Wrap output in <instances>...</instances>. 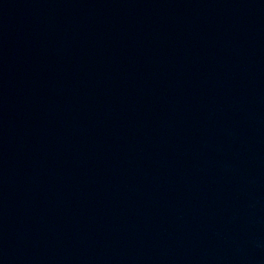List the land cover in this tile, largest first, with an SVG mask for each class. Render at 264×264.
Here are the masks:
<instances>
[{"label":"water","instance_id":"1","mask_svg":"<svg viewBox=\"0 0 264 264\" xmlns=\"http://www.w3.org/2000/svg\"><path fill=\"white\" fill-rule=\"evenodd\" d=\"M0 264H264V0H0Z\"/></svg>","mask_w":264,"mask_h":264}]
</instances>
